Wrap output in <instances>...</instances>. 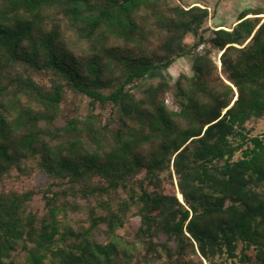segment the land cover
I'll return each mask as SVG.
<instances>
[{
    "label": "trees",
    "instance_id": "trees-1",
    "mask_svg": "<svg viewBox=\"0 0 264 264\" xmlns=\"http://www.w3.org/2000/svg\"><path fill=\"white\" fill-rule=\"evenodd\" d=\"M260 14L0 0V264H264Z\"/></svg>",
    "mask_w": 264,
    "mask_h": 264
},
{
    "label": "rangeland",
    "instance_id": "rangeland-1",
    "mask_svg": "<svg viewBox=\"0 0 264 264\" xmlns=\"http://www.w3.org/2000/svg\"><path fill=\"white\" fill-rule=\"evenodd\" d=\"M181 3L185 6L200 3L209 6L210 16L207 22V26L214 28L217 25H223L228 28L235 23L237 14L240 10L247 7H264V0H181ZM261 19H264V14L259 15ZM261 20V21H262ZM188 41L192 40L191 36H188ZM213 58L218 66H220V53H213ZM192 56H184L179 58L175 63H173L167 70H153L148 76L143 80L144 82H156L159 79L174 80L178 73L186 72L190 73V64ZM72 100H74V95L72 91H67L65 98L63 100V110L64 113H69L72 108ZM86 99L77 100L80 104V111L83 114L86 109ZM167 104L170 108H175L170 101L167 99ZM247 127L251 129V135H260L264 137V118L253 120L248 122ZM239 154L236 155V157ZM124 228L119 229V233H124ZM205 264H208L205 262Z\"/></svg>",
    "mask_w": 264,
    "mask_h": 264
},
{
    "label": "water",
    "instance_id": "water-1",
    "mask_svg": "<svg viewBox=\"0 0 264 264\" xmlns=\"http://www.w3.org/2000/svg\"><path fill=\"white\" fill-rule=\"evenodd\" d=\"M178 198H179V197H178ZM179 200L182 201V196H181V198H179Z\"/></svg>",
    "mask_w": 264,
    "mask_h": 264
},
{
    "label": "built area",
    "instance_id": "built-area-1",
    "mask_svg": "<svg viewBox=\"0 0 264 264\" xmlns=\"http://www.w3.org/2000/svg\"><path fill=\"white\" fill-rule=\"evenodd\" d=\"M201 49V46L198 48V51Z\"/></svg>",
    "mask_w": 264,
    "mask_h": 264
}]
</instances>
